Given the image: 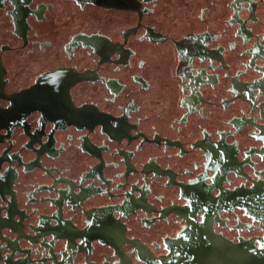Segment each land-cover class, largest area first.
<instances>
[{
  "label": "flooded vegetation",
  "instance_id": "af4514ba",
  "mask_svg": "<svg viewBox=\"0 0 264 264\" xmlns=\"http://www.w3.org/2000/svg\"><path fill=\"white\" fill-rule=\"evenodd\" d=\"M261 182L264 0H0V264H175L190 224L260 247L211 202Z\"/></svg>",
  "mask_w": 264,
  "mask_h": 264
},
{
  "label": "water",
  "instance_id": "95a60500",
  "mask_svg": "<svg viewBox=\"0 0 264 264\" xmlns=\"http://www.w3.org/2000/svg\"><path fill=\"white\" fill-rule=\"evenodd\" d=\"M211 206L240 208L251 216L264 218V182L250 188L227 189L212 199ZM259 240L260 247L247 240L235 243L213 230L206 231L202 225L190 224L175 238V264H264V236Z\"/></svg>",
  "mask_w": 264,
  "mask_h": 264
}]
</instances>
